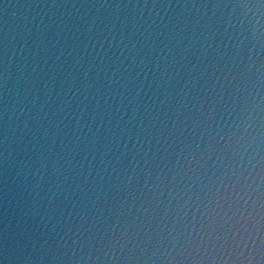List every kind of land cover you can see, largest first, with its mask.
I'll return each mask as SVG.
<instances>
[{"label":"water","instance_id":"1","mask_svg":"<svg viewBox=\"0 0 264 264\" xmlns=\"http://www.w3.org/2000/svg\"><path fill=\"white\" fill-rule=\"evenodd\" d=\"M0 264H264V0H0Z\"/></svg>","mask_w":264,"mask_h":264}]
</instances>
